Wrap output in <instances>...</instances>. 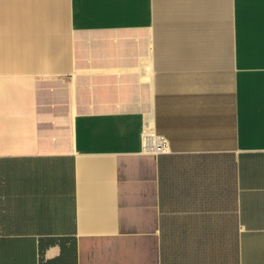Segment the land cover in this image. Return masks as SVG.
<instances>
[{"label":"crops","instance_id":"0c3cea01","mask_svg":"<svg viewBox=\"0 0 264 264\" xmlns=\"http://www.w3.org/2000/svg\"><path fill=\"white\" fill-rule=\"evenodd\" d=\"M0 81V264H264V0H0Z\"/></svg>","mask_w":264,"mask_h":264},{"label":"built area","instance_id":"2783aa9c","mask_svg":"<svg viewBox=\"0 0 264 264\" xmlns=\"http://www.w3.org/2000/svg\"><path fill=\"white\" fill-rule=\"evenodd\" d=\"M147 129V128H146ZM144 134V150L153 154H162L169 149V139L163 134L146 131Z\"/></svg>","mask_w":264,"mask_h":264},{"label":"rangeland","instance_id":"374dc122","mask_svg":"<svg viewBox=\"0 0 264 264\" xmlns=\"http://www.w3.org/2000/svg\"><path fill=\"white\" fill-rule=\"evenodd\" d=\"M40 82H38L39 84ZM18 83H8V82H2L0 81V89H5V88H8L9 86H14V85H17ZM37 84V83H36Z\"/></svg>","mask_w":264,"mask_h":264},{"label":"bare ground","instance_id":"6f19581e","mask_svg":"<svg viewBox=\"0 0 264 264\" xmlns=\"http://www.w3.org/2000/svg\"><path fill=\"white\" fill-rule=\"evenodd\" d=\"M146 131H153V125L149 122ZM156 133V132H155Z\"/></svg>","mask_w":264,"mask_h":264}]
</instances>
